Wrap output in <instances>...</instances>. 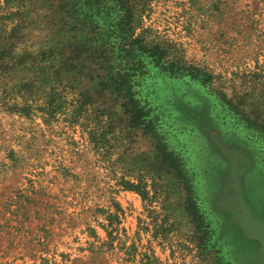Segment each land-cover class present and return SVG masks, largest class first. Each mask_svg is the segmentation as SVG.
Here are the masks:
<instances>
[{
    "label": "rangeland",
    "instance_id": "obj_1",
    "mask_svg": "<svg viewBox=\"0 0 264 264\" xmlns=\"http://www.w3.org/2000/svg\"><path fill=\"white\" fill-rule=\"evenodd\" d=\"M122 2L0 0V264H264V0ZM116 25L204 76L137 88L159 141Z\"/></svg>",
    "mask_w": 264,
    "mask_h": 264
},
{
    "label": "trees",
    "instance_id": "obj_2",
    "mask_svg": "<svg viewBox=\"0 0 264 264\" xmlns=\"http://www.w3.org/2000/svg\"><path fill=\"white\" fill-rule=\"evenodd\" d=\"M83 1H87L89 4L94 3L96 5H100L102 2V0ZM112 1L116 2L118 5L119 3L124 4L122 0ZM116 27L120 28V25H116ZM116 30L118 29L116 28ZM120 30H122L125 35L123 34L116 44L118 47L113 56L116 62L112 61L111 58H106L103 53L99 54L101 62L103 61L106 66V68L104 67L105 79L116 85L112 90L117 91L123 99L124 104L128 106L126 112L131 118V127L133 129L141 128L145 134H148L156 141H159L160 134L156 126L158 116L151 110L146 100L139 98V89L137 90V88L141 85L144 87V84L148 82V78L150 77L148 73L151 74L153 79H177L181 78V76H185L189 77L191 81L198 82L202 81L204 76H199L201 70L196 67H187L186 64H184L181 68L180 66L175 65L178 64L175 63V56H171L164 49V46L148 43L141 46L143 43L142 41H130L132 36L130 29H125L123 27L120 28ZM113 70L115 71L114 73ZM115 79L117 83L115 82ZM225 101V103L228 104L236 114L242 113V120L251 125L252 123H257L255 120L251 118L249 119L243 114L244 111L237 102H233L232 99ZM254 128L257 129V126Z\"/></svg>",
    "mask_w": 264,
    "mask_h": 264
}]
</instances>
